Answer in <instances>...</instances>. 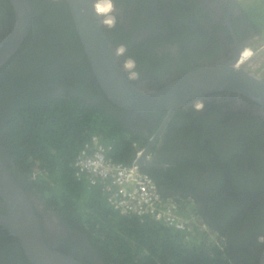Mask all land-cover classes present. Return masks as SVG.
I'll list each match as a JSON object with an SVG mask.
<instances>
[{
	"label": "flooded vegetation",
	"instance_id": "1",
	"mask_svg": "<svg viewBox=\"0 0 264 264\" xmlns=\"http://www.w3.org/2000/svg\"><path fill=\"white\" fill-rule=\"evenodd\" d=\"M44 1L34 0V7H39L41 16L35 20L17 54L0 69V92L10 86L14 93L19 90L22 99L35 98L34 102H37L36 98L64 94L66 86L59 85L63 80L45 82L46 69L56 65H72L82 83L90 84L92 91H97L88 59L72 28L69 10H61L62 15H48L54 8L43 6ZM102 2L106 4V10L102 9ZM239 2L244 8L243 0ZM99 6L102 11H107L108 1L100 0ZM115 13L126 27L122 37L126 64L128 68L134 67L136 82L145 86L149 83L161 87L199 64L228 58L237 48L246 47L245 52L252 48L259 58L263 57L264 34L247 12H238L234 0H120ZM14 16L10 0H0V41L12 30ZM111 39L114 40L112 36ZM177 47L190 61L196 59L198 63L190 69L174 71L175 65L186 59H180L179 53L174 51ZM55 54L57 57L53 60ZM157 56L160 59L156 63ZM260 68L264 69V60ZM158 76H162V81ZM74 90L87 92L79 87ZM1 102L0 158L36 210L47 242L85 264H115L104 249L91 242L90 233L79 220L73 203L65 200L59 206L54 197H47L43 188L31 179L22 157L13 159L4 143L8 135L5 122L9 104L5 99ZM239 105L227 98H207L198 105L177 111L162 131L159 129L166 117L164 113L148 115L101 107L105 108V113L112 111L120 123L129 125L131 132L140 137V143L135 144L138 147H125L123 156L129 162L137 164L140 160L142 165H148L147 159H150V162L168 166L166 169L142 170L152 176L164 195L173 189L193 193L198 208L219 229L217 218L223 215L220 212L223 210L229 225L221 231L228 243L231 261L234 264H259L264 244L256 243L258 232L255 229L264 228V208H260L261 215H255L254 207L256 201L264 206V185L260 183L264 181V111L260 107L255 110L254 103H250L251 108ZM152 141L148 153L141 157L139 152L148 149ZM233 170L236 173L243 170L251 177L255 170L258 186L226 185L227 175ZM8 212L7 202L0 197V214L7 215ZM261 242L264 243V237ZM0 264H31L20 240L2 225Z\"/></svg>",
	"mask_w": 264,
	"mask_h": 264
},
{
	"label": "trees",
	"instance_id": "2",
	"mask_svg": "<svg viewBox=\"0 0 264 264\" xmlns=\"http://www.w3.org/2000/svg\"><path fill=\"white\" fill-rule=\"evenodd\" d=\"M37 1L39 0H35ZM111 1V14L116 16L115 9L119 7L120 0ZM44 3L43 6L54 8L48 15H62L61 10L68 11L65 0H45ZM243 3L252 21L264 34V0H243ZM101 7L106 10L105 3L102 2ZM35 14L37 21L41 16L37 5ZM121 29L123 30L119 33ZM125 29L117 17L115 25L108 30L118 47L124 44L122 37ZM174 51L179 53L180 59L186 58L182 63L175 65L174 71L190 69L198 63L196 59L190 61L182 49L177 47ZM172 53L170 52L171 55ZM56 57L55 54L53 60ZM159 59L157 56L156 63ZM139 68L143 71L141 63ZM44 77L46 83L63 80L59 85L66 86L64 94L55 93L47 98H36L37 102H34L35 98L28 101L22 99L19 90L14 93L10 86L0 92V104L2 99L9 104L5 122L8 135L4 143L12 153L13 159L22 157L29 176L43 188L47 197H54L59 206L65 200L73 203L79 220L90 233L91 242L104 249L115 264H234L222 233L226 225H229L223 210H220L223 215L217 218L221 228L219 229L205 218L198 207L188 200L177 198L182 214L191 210L200 214L209 228L208 232L201 231L195 225L191 232H182L150 216L120 214L108 205L103 185L92 186L84 180H78L72 161L80 149L91 141L92 136H98L106 148L108 158L126 165L133 163L123 156L125 147L140 143V137L131 132L129 125L120 123L112 111L110 114L104 112L105 108L101 105L110 110L115 108L103 97L99 87L97 91H92L90 84L84 85L72 65L51 66L50 70L46 69ZM158 78L160 81L163 79L162 76ZM76 87L87 92L75 91ZM138 151L140 150H136ZM237 152L241 153V150ZM227 178L228 182L224 181L226 185L246 183L248 187L258 186L255 170L252 177L245 175L243 170L237 173L233 170ZM260 183L264 185V181ZM260 208H264L263 204L256 201L255 215H261ZM256 231V243L264 244L261 242L264 228L255 229Z\"/></svg>",
	"mask_w": 264,
	"mask_h": 264
},
{
	"label": "water",
	"instance_id": "3",
	"mask_svg": "<svg viewBox=\"0 0 264 264\" xmlns=\"http://www.w3.org/2000/svg\"><path fill=\"white\" fill-rule=\"evenodd\" d=\"M99 1L66 0V3L72 28L80 39L92 75L103 97L115 109L148 113V115L164 113L166 117L159 131H162L177 111L198 105L207 98H227L234 104H240V107L248 108L250 103H254L255 110L260 107L264 111V76L257 75L246 63H240L246 47L237 48L228 58L199 64L158 88L149 83L145 86L136 82L134 68H128L126 64L128 60L124 55L125 48L118 47L108 32L112 27L109 17L112 1L107 0L109 7L106 12L99 10ZM10 2L15 12L14 25L7 36L0 41V69L17 54L27 39L36 17L34 0H10ZM234 5L238 12L246 14L239 0H234ZM257 57L258 54H255L252 59ZM156 137L157 135L153 140ZM152 144L153 141L148 149L141 150L139 155L144 158ZM147 160L148 165H142L140 160L137 165L148 170L168 167ZM167 193L166 196L188 200L198 207L193 193H181L175 189ZM0 197L9 206L7 215L0 214V225L9 229L20 240L31 264H85L47 242L36 210L22 188L12 178L1 158ZM259 264H264V250Z\"/></svg>",
	"mask_w": 264,
	"mask_h": 264
},
{
	"label": "built area",
	"instance_id": "4",
	"mask_svg": "<svg viewBox=\"0 0 264 264\" xmlns=\"http://www.w3.org/2000/svg\"><path fill=\"white\" fill-rule=\"evenodd\" d=\"M250 50L248 58L242 62L241 57L240 63H246L257 75L264 76V69L260 68L264 60V43L261 58L252 59L256 51ZM72 165L78 180L92 186L103 185L108 205L120 214L150 216L182 232H191L195 225L201 231H209L200 214L192 210L182 214L178 199L164 195L152 176L137 164L126 165L108 158L106 148L97 135L80 149ZM217 241L220 243L219 239Z\"/></svg>",
	"mask_w": 264,
	"mask_h": 264
},
{
	"label": "bare ground",
	"instance_id": "5",
	"mask_svg": "<svg viewBox=\"0 0 264 264\" xmlns=\"http://www.w3.org/2000/svg\"><path fill=\"white\" fill-rule=\"evenodd\" d=\"M100 3V1L98 2V4ZM99 8V10L101 11V12H106V11H102L101 10V8H100V6L98 7ZM250 51V52H249ZM247 50L246 52H244L243 53V56H242V62H244V60H246L247 58H248V56L251 54V50ZM249 53V54H248Z\"/></svg>",
	"mask_w": 264,
	"mask_h": 264
},
{
	"label": "clouds",
	"instance_id": "6",
	"mask_svg": "<svg viewBox=\"0 0 264 264\" xmlns=\"http://www.w3.org/2000/svg\"><path fill=\"white\" fill-rule=\"evenodd\" d=\"M112 9V8H111ZM109 17L111 18V21L110 22H112L111 24H112V26L114 25V23H115V16L114 15H112L111 14V11H110V15H109ZM114 17V18H113ZM131 68H134V67H131ZM187 201V200H186ZM190 202V201H189ZM192 203V202H191ZM193 204V203H192ZM194 205V204H193Z\"/></svg>",
	"mask_w": 264,
	"mask_h": 264
},
{
	"label": "rangeland",
	"instance_id": "7",
	"mask_svg": "<svg viewBox=\"0 0 264 264\" xmlns=\"http://www.w3.org/2000/svg\"><path fill=\"white\" fill-rule=\"evenodd\" d=\"M249 54V53H248Z\"/></svg>",
	"mask_w": 264,
	"mask_h": 264
}]
</instances>
